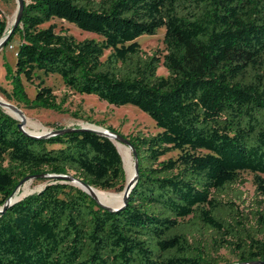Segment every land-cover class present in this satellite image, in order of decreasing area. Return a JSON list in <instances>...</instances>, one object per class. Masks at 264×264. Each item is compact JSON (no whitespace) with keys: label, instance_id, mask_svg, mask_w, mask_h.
<instances>
[{"label":"trees","instance_id":"trees-1","mask_svg":"<svg viewBox=\"0 0 264 264\" xmlns=\"http://www.w3.org/2000/svg\"><path fill=\"white\" fill-rule=\"evenodd\" d=\"M54 20L98 40L44 27ZM160 28L164 52H143L137 39ZM7 32L0 18V39ZM15 36L7 100L69 114L42 82L32 99L25 90L38 73L57 76L75 94L138 109L159 132L128 137L138 176L117 212L59 181L9 206L0 264H217L210 247L231 250L236 264H264V0H31L3 48ZM17 125L0 108V207L34 175L72 174L122 192V158L108 139H35ZM241 173L253 176L260 198L246 215L234 202L243 201L233 189Z\"/></svg>","mask_w":264,"mask_h":264},{"label":"rangeland","instance_id":"rangeland-1","mask_svg":"<svg viewBox=\"0 0 264 264\" xmlns=\"http://www.w3.org/2000/svg\"><path fill=\"white\" fill-rule=\"evenodd\" d=\"M31 0H23L24 5L29 3ZM18 1L17 0H0V18L6 21L7 31H10L17 15ZM14 19V20H13ZM11 21V22H10ZM10 23V24H8ZM54 25L56 33H67L72 36L75 40L81 41L84 39H95L98 37L82 32L75 26L68 24L64 21L54 20L46 24L44 27ZM165 35V29L160 28L154 35H143L137 39V43L143 52L148 54L154 52H164L163 39ZM19 44V38L14 37L11 46L0 49V99L2 102H7L19 110L22 111L27 130L38 134L46 133L55 130L56 128H75L87 127V125H94L98 128L108 130L110 128L117 132L118 135L128 140L130 135L137 133H144L145 135H154L159 132L156 129L155 124L148 118V116L138 109L132 106L114 107L110 106L105 102L98 100L94 96L79 95L68 90L57 76H44L37 74L38 78L33 83L24 82L25 90L30 99L34 98L36 93V85L42 82L44 86L49 87L57 101L60 102L64 99V108L69 111V114H58L49 110H28L21 106H17L12 101L5 98L2 90L9 93L10 85L5 79V66L4 63L14 67L15 64V53ZM158 76L166 77L167 72L161 66L157 71ZM2 109V108H1ZM5 113L11 115L5 109H2ZM75 115V116H74ZM14 117L13 115H11ZM16 118V117H15ZM34 123V124H32ZM82 124V125H81ZM89 128V127H88ZM33 130V131H32ZM44 130V131H43ZM120 143V142H119ZM122 144V143H120ZM124 147L128 148L124 144ZM116 146V145H115ZM117 147V146H116ZM118 150V149H117ZM131 158L134 162L133 154L128 148ZM204 153V152H202ZM178 152L174 151L163 158L167 160L169 158H176ZM72 176V174H70ZM264 178V176H262ZM240 184L234 186V190L241 193V199L243 201H234L236 207L246 215L252 209H255L256 200L260 198L255 193V186L253 184V176L249 173L240 174ZM54 182L50 179H32L26 182L18 190H20V198L37 193L43 189L47 184ZM26 186L27 193L21 197L23 193V187ZM77 188V187H76ZM17 190V191H18ZM117 195L119 193H111ZM208 239H210L208 237ZM208 245H211V240H207ZM211 257L217 264H236L237 258L234 252L226 248H222L218 251L214 247H210Z\"/></svg>","mask_w":264,"mask_h":264},{"label":"water","instance_id":"water-1","mask_svg":"<svg viewBox=\"0 0 264 264\" xmlns=\"http://www.w3.org/2000/svg\"><path fill=\"white\" fill-rule=\"evenodd\" d=\"M17 1H18V9H17V15H16L15 22H14L11 30L7 32L6 36H4L2 39H0V49H2L5 46V44L7 43L8 39L11 37V35L13 34L15 28L18 26V24H19V22L21 20L22 12H23V9H24L25 5L23 3V0H17ZM0 108H2V109L8 108V109H10L11 112L15 113L19 117V119H17L15 117H12L8 113H6V114L11 116L13 119H15L18 122L17 128L23 134L27 135L28 137L35 138V139H45V138H49L51 136L64 134V133H67V132H80V133L81 132H93V133L97 134L100 137L108 139L112 143H113V141L111 140V137H115L118 142L124 144L125 146H127L131 150V152L133 154V158H134V175H133V177L130 180L126 179L125 186H124L122 192L119 193V194H122V202L120 204H118V205H113L111 207H107V206L102 205L101 203H99L97 201L96 198H94L93 196L88 195L84 191V189L82 188V187H84L86 189H91L92 187L87 185V184H85L84 182H82L81 180H79V179H77V178H75L73 176H70V175L43 174V175L27 176V177L23 178L21 181H19V183H18V185H17V187L15 189V192L0 207V215H2L7 210V208L9 206L17 203L18 201H20L22 199V198L21 199H14L16 191L21 186H23L26 182H28V181H30L32 179H41V178L50 179V180H53V181H59L62 184H66V185H71V186L77 187L81 191L85 192L100 208H102V209H104L106 211H109V212H117V211L123 209L126 206L128 195L131 192L132 188L134 187V185H135V183L137 181V176H138L137 155H136V152H135L133 146L129 142V140H127V139L123 138L122 136H120V135H118L116 133H113V132H111L109 130H105V129L100 128L101 130L99 131V130H95V129L88 128V127H80L78 129H75V128H63L62 130H55V131H50V132H46V133H42V134H32V133H28L25 130L26 120H25V117H24V115H23L21 110H19L17 107H15V106L7 103V102H0ZM114 146H115V144H114ZM116 149H117V147H116ZM53 183H55V182H52L51 184H53ZM74 183H79L82 187L75 186ZM255 264H258V263H255Z\"/></svg>","mask_w":264,"mask_h":264},{"label":"bare ground","instance_id":"bare-ground-1","mask_svg":"<svg viewBox=\"0 0 264 264\" xmlns=\"http://www.w3.org/2000/svg\"><path fill=\"white\" fill-rule=\"evenodd\" d=\"M8 24H10V23H8ZM0 102H2L1 99H0ZM5 110L8 111L11 115L16 117L17 119H19V117L15 113L11 112L10 109L5 108ZM32 124H34V123H32ZM87 127L95 129V130H99V131L101 130L100 128H98V127H96L94 125H87ZM25 130L28 133L38 134V133L29 131L30 129L27 130L26 127H25ZM111 140L117 146L118 152H119V154H120V156L122 158L123 168H124V171H125L126 179L130 180L133 177V175H134V162H133V160L131 158V154H130L128 148H126L122 144H120L116 140L115 137H111ZM74 185L78 186V187H82L79 183H74ZM82 188L84 189V191L88 195L93 196L94 198H96L97 201L99 203H101L102 205H104V206L111 207L113 205H118V204H120L122 202V194L113 195V194H110L108 192H102V191L96 190L94 188H91V189H86L84 187H82ZM26 193H27L26 186H24L23 187V193L21 194V197L23 195H25ZM19 195H20V190L16 191L14 199H19L20 198Z\"/></svg>","mask_w":264,"mask_h":264}]
</instances>
